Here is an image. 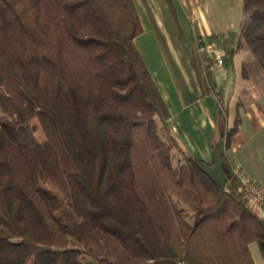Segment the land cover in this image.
I'll list each match as a JSON object with an SVG mask.
<instances>
[{
    "label": "trees",
    "instance_id": "obj_1",
    "mask_svg": "<svg viewBox=\"0 0 264 264\" xmlns=\"http://www.w3.org/2000/svg\"><path fill=\"white\" fill-rule=\"evenodd\" d=\"M142 31L133 0H0V264H255L253 242L264 255L225 153L238 121L218 99L220 188L174 136ZM229 42L264 70V0H243ZM32 120L46 138L31 144Z\"/></svg>",
    "mask_w": 264,
    "mask_h": 264
},
{
    "label": "crops",
    "instance_id": "obj_2",
    "mask_svg": "<svg viewBox=\"0 0 264 264\" xmlns=\"http://www.w3.org/2000/svg\"><path fill=\"white\" fill-rule=\"evenodd\" d=\"M133 1L143 27L135 45L169 109V125L180 146L212 162L220 133L219 99L228 109L229 126L238 121L227 140L226 156L234 168L264 186V79L254 81L240 71L238 79L234 76L226 83L224 99L216 90L218 80L228 73L227 57L235 73V59L244 50L229 42V33L239 30L243 0ZM213 35L218 36L219 46L225 41L223 66L214 65L211 54L197 46L198 40L208 44ZM255 209L264 218V211ZM249 248L255 264H264L258 245L253 242Z\"/></svg>",
    "mask_w": 264,
    "mask_h": 264
},
{
    "label": "rangeland",
    "instance_id": "obj_3",
    "mask_svg": "<svg viewBox=\"0 0 264 264\" xmlns=\"http://www.w3.org/2000/svg\"><path fill=\"white\" fill-rule=\"evenodd\" d=\"M223 49L226 51L225 48H223ZM234 64H235V71L236 72L232 73V71H231L232 62L227 57L225 69L228 71V73L224 74L218 80L217 87H216V90L220 94L221 99L225 98L224 87H225L226 83L228 84V82L229 83L233 82L232 78L234 76H237V79H238L237 72L241 71L240 72L241 76H244L243 75L244 69H243V67H241L242 65H245L247 67V70L251 76L250 78L253 79L254 81H258L259 79H264V70L260 67L258 61L256 60V58L253 56V54L250 52V50L248 48H244V50L241 51V54H239V57H237L235 59ZM240 68H241V70H240ZM34 123H37V120H32L31 124L27 125L23 130H21V141L28 142V143L32 144L33 142H35V140H38V141L45 140L46 137H45L42 129L39 126H38V128L37 127L35 128V126H33ZM21 239L22 238L16 236V237L12 238V241L18 242V241H21ZM254 247H256V246H254ZM83 259L86 261H89L90 258L83 257ZM148 264H153V263L150 262Z\"/></svg>",
    "mask_w": 264,
    "mask_h": 264
},
{
    "label": "built area",
    "instance_id": "obj_4",
    "mask_svg": "<svg viewBox=\"0 0 264 264\" xmlns=\"http://www.w3.org/2000/svg\"><path fill=\"white\" fill-rule=\"evenodd\" d=\"M204 50L211 54L214 65H224L227 53L216 42L206 44ZM234 172L240 181V189L247 196L249 203L254 208L264 211V186L253 181L239 168H234Z\"/></svg>",
    "mask_w": 264,
    "mask_h": 264
},
{
    "label": "water",
    "instance_id": "obj_5",
    "mask_svg": "<svg viewBox=\"0 0 264 264\" xmlns=\"http://www.w3.org/2000/svg\"><path fill=\"white\" fill-rule=\"evenodd\" d=\"M224 132L220 131L219 138L215 143V148L212 150V162L197 161L198 167L204 171L218 187L223 188L227 183V177L222 166L221 155L224 150Z\"/></svg>",
    "mask_w": 264,
    "mask_h": 264
}]
</instances>
